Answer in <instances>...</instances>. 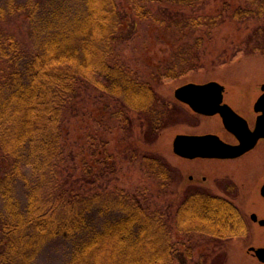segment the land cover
<instances>
[{"label":"trees","instance_id":"16d2710c","mask_svg":"<svg viewBox=\"0 0 264 264\" xmlns=\"http://www.w3.org/2000/svg\"><path fill=\"white\" fill-rule=\"evenodd\" d=\"M215 1L0 2V264H35L56 239L71 247L63 264H187L197 248L201 264L210 244L248 229L234 204L205 191L184 190L171 218L165 206L150 205L145 190L108 188L119 158L157 181V197L166 193L175 170L132 140L154 144L182 113L160 98L156 85L202 68L197 53L205 36L225 22L264 17V0H244L245 6L220 0L205 13ZM18 18L27 24L29 44L7 27ZM142 22L170 54L140 71L121 60L118 46ZM90 90L101 94L109 121L97 137L110 135L114 122L121 137L116 154L110 138L99 139L97 149L89 148L92 164L83 159L79 168L83 151L69 148L66 121ZM172 226L182 241H174Z\"/></svg>","mask_w":264,"mask_h":264},{"label":"rangeland","instance_id":"374dc122","mask_svg":"<svg viewBox=\"0 0 264 264\" xmlns=\"http://www.w3.org/2000/svg\"><path fill=\"white\" fill-rule=\"evenodd\" d=\"M4 1L0 0L2 3ZM219 1L211 2L204 9V12L217 10L220 7ZM227 1L233 5L245 6L244 0ZM26 25L25 20L18 18L8 23L7 27L17 39L29 44ZM201 32L202 30L199 33ZM205 38L202 49L197 53L200 60L204 61L203 67L187 72L175 80L163 79L155 88L161 99L179 106L182 111L179 118H176L172 124L163 129L152 145H143L138 142V137L132 138L134 143L136 141L135 145L139 148V151L160 156L173 169V172L175 170L171 182L167 183L166 193L162 192L161 197H157V181L140 172L135 164L121 162L119 158L115 162L117 168L116 180L108 185V188L118 186L127 191H133V193L145 190L148 193L150 205L152 207L165 206L171 218L175 209L181 203L182 192L188 185L187 175L192 173L190 170L196 169L198 166L197 162H183L178 159L172 152V140L180 132L199 133L200 131L210 130L212 127L215 128L217 124L216 119L212 120L194 115L187 106L177 102L174 98V90L187 83L204 84L215 81L225 88V101L240 113H246L249 106L252 108L255 97L260 93L259 87L264 84V17L259 20L248 19L241 22L227 21L213 30L210 35L206 34ZM255 46L259 47V51L254 50ZM118 52L121 60L130 65L131 69L141 71L145 70L146 65H155L161 59L167 58L170 49L168 46L153 40V31L150 24L142 22L139 23L137 32L130 39L119 44ZM219 56L222 59H219L217 64H212L211 61L217 60ZM100 95L99 92L94 90L85 92L80 98L82 100L79 101L78 110L68 116L66 121L68 134L66 139L67 144L70 145L69 148L77 155L80 149L83 151L84 158L81 157L82 155L76 157L79 168L83 159L92 164V159L88 157V154H91V148L95 150L100 146L101 141L99 139L101 138L111 139V152L116 154L118 150L117 138L121 136L117 123L112 124L113 129L110 131V135L102 134L97 137L98 134H101V131L98 132V128H103L106 124L109 125L107 115L101 111L105 101L100 102L103 100ZM261 156H264V144L258 145L248 158H241L240 161L242 162H238L236 165L232 163L221 165L214 162L205 165L210 169H216L217 167L220 169L225 166L223 168L239 170V165L246 166L249 164L248 162L251 166L256 165L253 163L255 162L253 157L258 158ZM2 164L0 156V167ZM21 191V189L18 190V197L24 200ZM241 199L242 197H240V201ZM248 204L250 208H258V205L253 206L251 201ZM240 208H244V206H240ZM260 210L262 212L261 207ZM252 232L253 236L245 242L247 244L239 242L238 239L225 241L221 245L210 244L201 264H262L249 258L245 253V248L249 244H264V232L259 230L258 227H255ZM172 237L175 242L182 241L181 236L177 234L174 228ZM70 251L71 247L65 240L49 241L41 250L35 264H63ZM178 251L179 254L184 252L183 247L178 246ZM199 254L200 249H195L190 263L187 259V264L199 262ZM173 264L181 263L176 261Z\"/></svg>","mask_w":264,"mask_h":264},{"label":"flooded vegetation","instance_id":"af4514ba","mask_svg":"<svg viewBox=\"0 0 264 264\" xmlns=\"http://www.w3.org/2000/svg\"><path fill=\"white\" fill-rule=\"evenodd\" d=\"M261 84L259 87L260 93L255 97V100L252 104V108L243 114L233 108L229 103L225 101V88L223 91V104L228 105L239 117L244 119L247 123L248 129L252 132L255 128L256 120L259 115L262 113L255 112L254 105L258 98L263 94L264 90H262ZM184 105V104H183ZM186 106V105H185ZM191 110V109H190ZM202 118L212 119L217 121L216 127H212L210 130L207 131H200L199 133H189V132H180L176 135H192V136H203V135H215L217 136L222 142L228 145H238L239 141L237 138L227 131L222 123V120L218 114L213 116H205L201 114L194 113ZM195 129H197L194 126ZM218 130V131H217ZM175 135V136H176ZM174 136V137H175ZM174 139V138H173ZM173 141V140H172ZM264 144V138H260L255 146L248 150L247 152L243 153L242 155L235 157V158H217V157H196L193 159L182 158L177 155H174L182 160L183 162H197L198 166L196 169L190 170L192 173L187 175L188 185L186 189L195 190V191H205L206 193L216 196L219 198H223L232 204H234L242 214V217L247 225V230L243 232V235L239 238V242H247V239H250L253 236V229L258 227L259 230L264 232V225H261L259 222L264 220V156L255 158L253 163L256 165L251 166L250 162L246 166H240L239 170H235V168H223L217 167L216 169H210L207 163H217V164H238V162H242L241 158H248L250 153L254 152V149L258 146ZM260 158V159H259ZM247 160V159H245ZM252 163V164H253ZM203 164L201 167L200 165ZM240 197H242L240 201ZM251 201L252 205H258V208H250L249 202ZM240 206H244V208H240ZM262 209V212L260 210ZM247 244V243H245ZM251 248H264V244H249L246 246V256L256 261L257 258L254 255V252L250 250Z\"/></svg>","mask_w":264,"mask_h":264},{"label":"water","instance_id":"95a60500","mask_svg":"<svg viewBox=\"0 0 264 264\" xmlns=\"http://www.w3.org/2000/svg\"><path fill=\"white\" fill-rule=\"evenodd\" d=\"M264 90V86H262ZM224 87L215 81L204 84L187 83L174 90L177 101L187 105L191 111L205 116L218 114L227 131L239 141L238 145H228L215 135H176L172 141L175 155L193 159L196 157L235 158L252 149L260 138H264V92L255 102L258 116L251 132L244 119L239 117L228 105L223 104ZM264 225V220L259 222ZM255 257L264 263V248H251Z\"/></svg>","mask_w":264,"mask_h":264}]
</instances>
